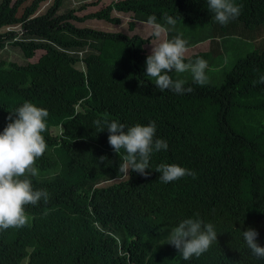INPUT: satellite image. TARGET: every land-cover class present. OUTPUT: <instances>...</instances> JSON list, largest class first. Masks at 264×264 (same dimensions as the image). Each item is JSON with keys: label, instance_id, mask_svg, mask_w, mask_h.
Masks as SVG:
<instances>
[{"label": "trees", "instance_id": "16d2710c", "mask_svg": "<svg viewBox=\"0 0 264 264\" xmlns=\"http://www.w3.org/2000/svg\"><path fill=\"white\" fill-rule=\"evenodd\" d=\"M28 1L0 0V52L11 46L25 59L43 52L34 63L0 59V133L25 102L48 111L42 133L48 148L35 167L50 178L31 184L49 200L25 206L26 226L0 231V264H264L242 235L254 229L264 247V84L254 83L264 76V0H233L241 14L226 25L207 0H116L81 17L76 13L97 3L69 9L71 0ZM121 16L130 18L129 31L136 20L156 16L169 29L168 40L174 26L164 17H173L176 27L182 21L209 27L207 49L185 63L215 56L216 40L235 34L258 46L235 61L220 86L191 80L184 83L190 94L160 92L142 65L151 32L128 36L76 25L118 26ZM97 120L101 127L155 121V138L168 148L151 154L147 177H121L126 152L113 151ZM52 128L60 132L53 135ZM161 164L195 175L163 183L156 172ZM105 176L118 180L81 189ZM188 218L211 223L218 243L188 261L171 245L149 253L144 236Z\"/></svg>", "mask_w": 264, "mask_h": 264}, {"label": "clouds", "instance_id": "9594fccd", "mask_svg": "<svg viewBox=\"0 0 264 264\" xmlns=\"http://www.w3.org/2000/svg\"><path fill=\"white\" fill-rule=\"evenodd\" d=\"M207 3L214 13L215 20L221 25H226L241 14V7L235 5L233 0H207ZM164 19L167 25L175 26L176 20L173 17ZM156 21V16H149L146 21L151 35L160 40L158 44L151 46V54L146 58V76L155 80V86L160 92L190 94L193 89L185 87L183 80H174L169 73L173 70L175 73L191 72L194 81L203 85L207 80V61L197 59L194 64L185 63L189 51L187 41L179 36L168 40L165 37L169 29ZM254 83L264 84V76ZM13 116L16 117L14 120ZM48 116L46 109L25 102L14 114L9 115L11 122L0 133V231L26 226L29 217L26 215L25 206H35L41 200L45 203L49 200V193L46 190L34 191L30 179L27 178L38 175L36 160L43 156L48 148L42 135L47 129ZM95 124L100 132L105 131L106 127L109 133L108 143L115 153H119L121 149L126 152L118 169V172L125 176L135 172L147 177L151 154L168 148L166 141L155 138V121L146 126L137 124L132 127H126L115 120L110 123L105 121V127H101L99 120L95 121ZM106 160L107 157L99 158L100 163ZM156 172L161 174L159 180L163 183L195 175L191 170L176 164H161ZM242 235L252 254L257 258H264V247L257 243L258 232L249 228L242 231ZM217 237L211 223L205 224L202 220L188 218L168 231L166 243L163 245L173 246L183 260L188 261L206 253L212 244L217 242Z\"/></svg>", "mask_w": 264, "mask_h": 264}, {"label": "rangeland", "instance_id": "374dc122", "mask_svg": "<svg viewBox=\"0 0 264 264\" xmlns=\"http://www.w3.org/2000/svg\"><path fill=\"white\" fill-rule=\"evenodd\" d=\"M30 1L31 0H29L25 5H28ZM112 1H116V0H71L67 7L70 9V8H76L82 3L87 4V5L97 3L96 6H89L84 11L76 13L79 17H81L83 15L92 13L110 4ZM49 3L50 1L42 4L38 12H43ZM121 17H122L121 23L118 26L108 24V23H105L103 21H98V20H87L83 23H76V25L79 27H88L91 29L100 30V31L109 32V33L120 32L128 36L136 34L140 37H147L149 32H151V30L146 25V21L141 20V19L136 20L139 23L135 24L133 31H129L128 23L130 21V18L127 16H121ZM178 26L179 27L174 26L173 28H171L172 30L171 35H173L174 38L179 36L180 38L187 41V47L189 51L186 57L191 54L202 52L207 49L208 43H209L208 41L209 34H210V31L208 33L209 27H206L205 28L206 30H204L203 28L202 29L199 28L200 30H197L196 27L198 26L191 25L183 21ZM13 28H15L16 30L18 29V27H13ZM4 30H8V28L1 29V31H4ZM167 36L168 35H166L165 38H167ZM216 41H217V44L219 45V48H218L220 50L219 53L215 54V56L212 55L211 57L204 59L207 61V64H208V67L205 70V75L207 77L205 84H212L215 86H220L223 82L225 74L232 68L235 61L239 58L244 57L246 54L252 52L253 50H255L258 46V43H256V40L244 37V35H237V34L224 37ZM260 41H262V38L260 39ZM159 42L160 40L156 38L154 43L152 42V44H149L147 47H144L145 52L147 54H151V46H155ZM257 42H259V40H257ZM214 47H218V46L216 45ZM42 53H43L42 51H37L33 58L25 59L22 56L19 49L11 47V46H7L3 51L0 52V59L10 61V62H15L17 64H25L28 62L34 63L42 55ZM142 65L146 68V63H142ZM76 67L82 70V65H78ZM169 75H172L174 80H183L184 82L194 80L191 72L175 73L173 70V72L169 73ZM151 79L154 80L153 78ZM59 130H60L59 128H52L51 133L53 135H56L60 132ZM49 173L50 172L39 170L37 176L35 177L28 176L27 178L30 179L31 182L42 181V180H46L50 178L48 176ZM124 176L125 175L121 173V177H124ZM114 180H118V178L114 179L109 176L101 177L93 184H88V183L83 184L81 189L86 191V190L92 189L94 186H105ZM29 221H30V218H29ZM170 229L171 228L164 227V228H161L160 231L156 235H146L143 237V241L148 246L149 253L156 252L158 249L167 245V244L165 245L163 244L166 243V236Z\"/></svg>", "mask_w": 264, "mask_h": 264}, {"label": "crops", "instance_id": "0c3cea01", "mask_svg": "<svg viewBox=\"0 0 264 264\" xmlns=\"http://www.w3.org/2000/svg\"><path fill=\"white\" fill-rule=\"evenodd\" d=\"M135 23L137 24V23H139V22H136V21H135ZM168 26H171V25H168ZM134 27H135V25H134ZM148 28H149V27H148ZM149 29H150V28H149ZM150 30H151V29H150ZM155 40H156V38L152 36V39H151V41H150V44H152V42L154 43Z\"/></svg>", "mask_w": 264, "mask_h": 264}]
</instances>
